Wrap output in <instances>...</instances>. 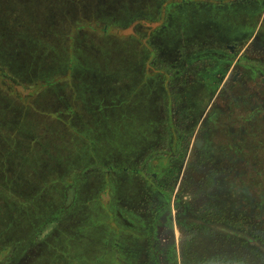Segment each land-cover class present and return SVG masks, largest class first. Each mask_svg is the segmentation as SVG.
Listing matches in <instances>:
<instances>
[{
  "label": "rangeland",
  "instance_id": "obj_1",
  "mask_svg": "<svg viewBox=\"0 0 264 264\" xmlns=\"http://www.w3.org/2000/svg\"><path fill=\"white\" fill-rule=\"evenodd\" d=\"M263 1L224 0L207 24L218 0H0V264H114L136 170L176 163L182 100L183 135L186 116L212 126L205 174L237 194L234 224L264 226ZM251 28L239 66L207 58Z\"/></svg>",
  "mask_w": 264,
  "mask_h": 264
},
{
  "label": "flooded vegetation",
  "instance_id": "obj_2",
  "mask_svg": "<svg viewBox=\"0 0 264 264\" xmlns=\"http://www.w3.org/2000/svg\"><path fill=\"white\" fill-rule=\"evenodd\" d=\"M255 31L231 29L229 32L233 34L221 35L224 50L229 52L212 51L216 56L209 58L226 67L239 66L243 59L236 49L256 36L257 40L260 35ZM218 93L215 98L220 96ZM186 118L193 123L183 135L182 100L180 129L175 128L176 123L172 124L175 120L171 115V130H168L170 138H176L172 145L174 157L178 155L176 163L172 156L162 161L158 176L155 173L147 176L144 169L136 170L140 178L137 193L121 207L123 233H115L109 242L114 243L131 264H264V226L255 222L252 227L251 222L245 220L243 226L238 223L237 227L230 216L238 217L240 210L231 208L229 198L237 194L224 197L228 183L224 180L219 184L220 176L205 174L213 165L216 150L209 138L212 126L206 124L202 115ZM188 135L197 138L192 150L188 147ZM183 191L190 192L188 199V195L183 197ZM221 210L229 211L226 222L214 220L215 215H223ZM230 210L237 212L233 215ZM121 256L118 260L122 262Z\"/></svg>",
  "mask_w": 264,
  "mask_h": 264
},
{
  "label": "trees",
  "instance_id": "obj_3",
  "mask_svg": "<svg viewBox=\"0 0 264 264\" xmlns=\"http://www.w3.org/2000/svg\"><path fill=\"white\" fill-rule=\"evenodd\" d=\"M196 1V0H195ZM219 2L217 3L218 5H213V8L211 9V12H208V15H207V18L209 19L208 20V23L207 24H209V23H214V22H219V20H220V17L218 18V17H216L214 14H220V13H224L225 12V10L226 9H234L235 7L233 6V7H224L223 5H225V3H223L224 2V0H218ZM200 4V3H199ZM198 4V5H199ZM203 4H205V3H203ZM230 6V5H229ZM189 7V10L191 11V12H193L194 11V9H197V6H188ZM192 7V8H191ZM202 10V8L199 10V11H201ZM198 12V11H197ZM184 13V12H183ZM193 13H195V12H193ZM213 13V14H212ZM255 24L256 23H253L252 24V27H255ZM252 30L254 29V28H251ZM250 29V30H251ZM243 31H246V30H243ZM157 37H158V35L157 34H152L151 35V41L152 40H156L157 39ZM209 54H207V58H209V56H208ZM63 182V181H62ZM88 228V227H87ZM64 241H63V246H64ZM66 244V246H69L68 248H69V252L68 253H65V251H64V248H63V246H61L60 248H63V251H64V255L63 256H65V257H74V256H76L77 255V250H81V253H82V258L84 259V257H83V253H84V251H82V249H81V246L79 245V246H76L77 247V249H75L76 247H74V248H72L71 247V245L69 244V242H68V244L67 243H65ZM54 247V250L56 249L55 248V246H53ZM59 247V246H58ZM57 247V248H58ZM101 248V247H100ZM100 248H98V249H100ZM71 249H73V252H71ZM85 250V249H84ZM56 252H58V250H55ZM63 253V252H62ZM60 253H58V255H59ZM62 256V257H63ZM121 256V253L119 252V250H118V248H112V250H111V253H110V257L111 258H109V260L111 259V262L113 261V263L114 264H131V262L130 261H128V260H126L127 258H125L124 256L122 257L121 256V258H120V260H122V262L121 261H119L118 260V258ZM125 258V259H124ZM57 257L55 256L54 258H52V259H50V264H57ZM97 261V260H96ZM84 261H82V264H86L87 262H84ZM96 263V262H95ZM96 264H98V263H96Z\"/></svg>",
  "mask_w": 264,
  "mask_h": 264
}]
</instances>
